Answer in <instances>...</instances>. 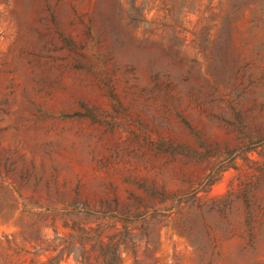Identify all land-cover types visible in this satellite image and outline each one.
Returning <instances> with one entry per match:
<instances>
[{
    "label": "rangeland",
    "instance_id": "1",
    "mask_svg": "<svg viewBox=\"0 0 264 264\" xmlns=\"http://www.w3.org/2000/svg\"><path fill=\"white\" fill-rule=\"evenodd\" d=\"M99 2L61 0L54 22L50 0H0V236L31 240L39 223L40 237L53 239L57 210L76 215L70 227L117 221L107 234L127 240L120 264H264V44L254 38L262 30L250 31L255 6L224 0L207 46L190 35L168 49L144 41L141 28L98 39L95 26L88 35L81 19ZM97 53L103 58L93 60ZM215 204L235 205L244 225L248 204L256 207L255 250L241 252L250 244L245 227L204 240L213 214L197 213L196 230L185 226L191 207ZM65 221L56 218L61 235Z\"/></svg>",
    "mask_w": 264,
    "mask_h": 264
},
{
    "label": "trees",
    "instance_id": "2",
    "mask_svg": "<svg viewBox=\"0 0 264 264\" xmlns=\"http://www.w3.org/2000/svg\"><path fill=\"white\" fill-rule=\"evenodd\" d=\"M50 0V14L56 22V7L61 0H56L52 6ZM83 1V0H78ZM224 0H100L98 10L93 17H89L87 23L84 19L88 35H93L94 27L98 26L100 35L98 39L107 33L116 34L121 29L143 30L144 41L156 40L164 48L183 45L190 40L194 45L207 46L210 41L212 30L218 27L217 18L222 11ZM244 6L253 7L254 18L250 31L253 33L257 29L263 34L254 36L258 44H264V0H241ZM77 13V9L73 8ZM239 8L236 10V12ZM196 17L191 20V16ZM83 18V17H82ZM96 24V25H95ZM188 26L190 28H188ZM224 33L223 40L227 42L230 38L226 19L220 25ZM92 57V56H91ZM91 57L87 50L83 53L86 61ZM93 60L103 58L102 54L93 56ZM185 58V55H184ZM86 71L94 73L96 67L87 66ZM216 178V177H215ZM214 179L211 184H214ZM218 209L207 210L204 206L198 208L191 207L185 226L188 229L196 230V215H212L214 224H205L203 227L204 240L211 241L214 229L222 230L227 233L234 229L247 230V235H242L248 240L249 245H244L241 252H248L246 249L255 250L260 232V222L255 206L248 204L247 220L245 225L238 219V208L235 205L215 204ZM53 224L55 235L53 239L40 237V224L34 223L32 228L38 233L39 237H32L31 240L20 239L13 235L0 236V264H62L64 261L74 257L78 264H120L123 253L125 252L126 239H121L122 232L107 234L108 230H114L115 225H99L97 228L82 225L73 221L72 227L67 223L68 218L74 214H61L53 210ZM65 218L64 228L68 233L61 235L57 228L56 218ZM49 218L50 216L47 215ZM78 217V216H77ZM217 217V219H215ZM214 226V228H213ZM125 234L129 241L135 240V235L125 226ZM135 244V243H134ZM250 247V248H248ZM204 250V249H203ZM207 256V251H205ZM43 258H46L43 260Z\"/></svg>",
    "mask_w": 264,
    "mask_h": 264
}]
</instances>
